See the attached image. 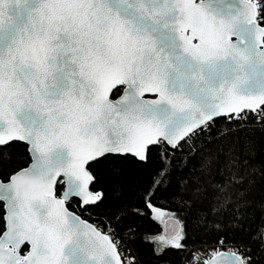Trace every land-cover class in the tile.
<instances>
[{
  "label": "snow or ice",
  "instance_id": "1",
  "mask_svg": "<svg viewBox=\"0 0 264 264\" xmlns=\"http://www.w3.org/2000/svg\"><path fill=\"white\" fill-rule=\"evenodd\" d=\"M250 120L264 130V0H0V264H139L133 229L71 209L102 202L94 163L119 171L151 147L153 255L187 251L196 206L194 227L221 230L231 210L227 227L243 229L264 183ZM252 239L255 252L221 238L186 264H260L264 227Z\"/></svg>",
  "mask_w": 264,
  "mask_h": 264
},
{
  "label": "trees",
  "instance_id": "2",
  "mask_svg": "<svg viewBox=\"0 0 264 264\" xmlns=\"http://www.w3.org/2000/svg\"><path fill=\"white\" fill-rule=\"evenodd\" d=\"M222 123L223 121H218V125ZM250 124L252 125L250 136L257 141L261 149H264V130H261L254 121L250 120ZM10 151L14 166L17 160L21 161L20 167L27 166L29 161L23 143H13ZM159 152V148L151 147L146 162L129 158L122 161V168L119 171L114 170L108 160L102 159L94 163L90 171L94 174L95 181L90 188L102 194V202H98L95 206H88L87 211L78 210L74 204L71 210L93 224L106 226L111 223L121 237L129 228L133 229L137 239L128 246L137 255L139 264H182L183 259L187 258L192 251L216 246L221 238L224 239L225 245H248L255 252L256 243L252 237L261 227H264V210H261L259 206L260 202H264V183L258 185L252 194L255 202L247 209V216L241 222L243 229L227 227L229 220L232 219L231 210L223 214L221 230L215 228L209 230L199 225L194 227L193 218L196 217L197 207H200L196 206L188 211L185 217L187 239L184 243L187 245V251L167 250L159 257L153 255V245L147 240L152 235L161 234L162 226L153 218L150 209L145 207V193L153 173L159 167ZM260 158L257 157V159ZM152 203L165 211H177V206L170 201L166 203L165 198L159 193L153 198ZM132 209H137L139 214L133 213ZM181 215L184 216V212H181ZM117 216L120 217L119 222L116 220ZM211 219L221 220V217L216 216ZM260 264H264V260H261Z\"/></svg>",
  "mask_w": 264,
  "mask_h": 264
},
{
  "label": "built area",
  "instance_id": "3",
  "mask_svg": "<svg viewBox=\"0 0 264 264\" xmlns=\"http://www.w3.org/2000/svg\"><path fill=\"white\" fill-rule=\"evenodd\" d=\"M217 246V245H216ZM216 246H213V247H207L206 249H202V250H199L200 252H206V251H211L214 247H216ZM227 246L228 245H225V247L223 248V249H221L222 251L224 250V251H226L227 250ZM194 251H196V250H194ZM205 258H208L206 255H205ZM188 260H191V255H189L187 258H185V259H183V262H182V264H186V261H188Z\"/></svg>",
  "mask_w": 264,
  "mask_h": 264
},
{
  "label": "rangeland",
  "instance_id": "4",
  "mask_svg": "<svg viewBox=\"0 0 264 264\" xmlns=\"http://www.w3.org/2000/svg\"><path fill=\"white\" fill-rule=\"evenodd\" d=\"M166 212H169V211H166ZM154 213H152V216H153V218H154ZM165 218H167V216L165 217ZM158 221V220H157ZM159 223H160V225L162 226V223L160 222V221H158ZM161 233H162V231H161ZM205 248V247H204ZM204 248H198V249H196V250H202V249H204Z\"/></svg>",
  "mask_w": 264,
  "mask_h": 264
},
{
  "label": "water",
  "instance_id": "5",
  "mask_svg": "<svg viewBox=\"0 0 264 264\" xmlns=\"http://www.w3.org/2000/svg\"><path fill=\"white\" fill-rule=\"evenodd\" d=\"M26 167V166H25ZM93 191V190H92ZM95 192H99V191H95ZM79 215V214H78ZM168 218V217H167ZM165 218V219H167ZM84 219V218H83ZM86 220V219H85ZM91 223V222H90ZM93 224V223H92ZM164 232V225L162 224V233ZM224 251V250H223Z\"/></svg>",
  "mask_w": 264,
  "mask_h": 264
},
{
  "label": "bare ground",
  "instance_id": "6",
  "mask_svg": "<svg viewBox=\"0 0 264 264\" xmlns=\"http://www.w3.org/2000/svg\"><path fill=\"white\" fill-rule=\"evenodd\" d=\"M185 258V257H184Z\"/></svg>",
  "mask_w": 264,
  "mask_h": 264
}]
</instances>
